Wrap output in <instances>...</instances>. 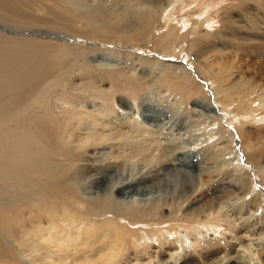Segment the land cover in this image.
Instances as JSON below:
<instances>
[{
  "label": "bare ground",
  "instance_id": "obj_1",
  "mask_svg": "<svg viewBox=\"0 0 264 264\" xmlns=\"http://www.w3.org/2000/svg\"><path fill=\"white\" fill-rule=\"evenodd\" d=\"M79 1L0 0V21L12 33L57 37L54 41L0 32V264H119L134 248L138 258L151 235L167 228L160 202L165 203L164 194L176 188L171 190L167 180L155 181L157 174L150 172L123 185L114 168L123 171L128 162L173 166L181 153L174 144L181 145L180 136H172L170 126L149 128L140 120L129 124L127 118L121 119L110 106L112 96L123 91L117 85L108 89L106 100H85L97 91L85 78L91 66L80 62L82 50L60 44L68 45L64 41L82 35L91 44L104 41L108 27L104 19L110 18L104 0H83L84 11L75 6ZM172 1L151 4L138 26L143 29L149 22L151 31L139 30L138 38L148 39L166 28V39L157 41L158 49L173 51L187 40L197 45L202 26L211 22H192L187 15L168 26L169 14L178 5L171 9ZM237 1L243 12L250 1L264 6V0ZM249 15L244 14L247 21ZM197 16L204 20L206 13ZM158 21L163 26L157 27ZM247 25L255 32L254 23ZM232 38L258 41L262 45L255 47L256 52L264 55V36L236 31ZM116 80L119 76L114 81L120 82ZM103 105L109 108L102 109ZM184 157L178 161L186 167L190 161ZM123 189H128V197L134 195L130 201L120 193ZM198 214L199 209H194L184 216Z\"/></svg>",
  "mask_w": 264,
  "mask_h": 264
},
{
  "label": "rangeland",
  "instance_id": "obj_2",
  "mask_svg": "<svg viewBox=\"0 0 264 264\" xmlns=\"http://www.w3.org/2000/svg\"><path fill=\"white\" fill-rule=\"evenodd\" d=\"M104 1L110 18L104 19L108 24L103 31L105 42L91 44L82 35L64 41L68 45L60 44L82 50L80 62L91 66L85 78L97 91L85 100L99 102L117 85L123 91L112 96L110 106L121 119L127 118L129 124L140 120L149 128L170 126L181 144L174 141L181 153L171 162L173 166L155 164L152 171V165L128 162L123 171L114 168L123 185L150 172L157 174L155 181L167 180L171 190L176 188L164 194L165 203L160 202L164 204L160 215L168 217L167 228L151 235L147 248L138 249L143 252L138 258L134 248L119 264H264V55L256 52L255 47L262 45L258 41L232 38L236 31L263 37L264 6L250 1L243 12L236 7L237 0H173L171 9L178 5L169 14L168 26L187 15L192 22L211 23L202 26L197 45L187 40L173 51H162L157 41L166 39V28L141 40L138 31L149 33L151 27L149 22L143 29L138 26L151 4L159 1L160 6L168 0ZM78 3L77 9L84 11L86 2ZM200 11L206 13L204 20L197 16ZM245 13L250 14L248 21L255 24V32L249 29ZM80 24L76 23L77 28ZM10 29L0 21V32L5 35L57 38ZM183 157L190 161L186 167L178 161ZM194 209H199L198 216H184Z\"/></svg>",
  "mask_w": 264,
  "mask_h": 264
}]
</instances>
